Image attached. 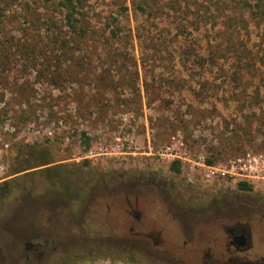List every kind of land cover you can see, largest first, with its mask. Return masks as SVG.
<instances>
[{"label": "rangeland", "instance_id": "374dc122", "mask_svg": "<svg viewBox=\"0 0 264 264\" xmlns=\"http://www.w3.org/2000/svg\"><path fill=\"white\" fill-rule=\"evenodd\" d=\"M62 1L0 0V264H199L264 198V0Z\"/></svg>", "mask_w": 264, "mask_h": 264}, {"label": "flooded vegetation", "instance_id": "af4514ba", "mask_svg": "<svg viewBox=\"0 0 264 264\" xmlns=\"http://www.w3.org/2000/svg\"><path fill=\"white\" fill-rule=\"evenodd\" d=\"M258 206L259 209L252 208L229 218L220 209L213 211L215 217L206 234L207 245L202 249L199 264H264V198ZM132 216L138 224L145 225L143 215L130 207L126 209V220L129 221ZM129 229L132 231L134 228L130 226ZM143 231L145 230H138L134 234L137 237H150L155 245H159L160 232L152 235L148 234L150 231H145L144 234ZM39 248L38 242L26 243V249L30 253L39 251ZM26 261H29V255Z\"/></svg>", "mask_w": 264, "mask_h": 264}, {"label": "trees", "instance_id": "16d2710c", "mask_svg": "<svg viewBox=\"0 0 264 264\" xmlns=\"http://www.w3.org/2000/svg\"><path fill=\"white\" fill-rule=\"evenodd\" d=\"M76 1L77 0H63L62 2H60V4L65 8V11H66L65 12L66 25L74 31H77V30L82 31V29H83V28H81L82 26L78 25L79 23H82V17H80L81 12L78 10V6L76 4ZM82 33H84V32L82 31ZM263 42H264V38H263L262 43ZM195 56L199 57L200 55L195 54ZM198 59H200V58H196V61ZM235 61L241 62V59L235 58L234 62ZM211 62H214V57L211 58ZM234 79H236V78H234ZM259 105H261V104L259 103ZM80 143L82 144L84 150H87L89 147V143H90V137L86 136L84 133H82V138H81ZM30 161H31V158L23 160L22 163H20V165L18 167H16V170L14 171V173L20 171L21 168L25 169L27 167V165H29ZM44 161H46V163L51 162L50 158H47ZM207 162L213 163V160L209 159V160H207ZM171 167L174 171L178 172L180 170V161L179 160H173L171 163ZM238 185L241 189L251 190V186L249 184H247V182L240 181L238 183ZM0 197H1V191H0Z\"/></svg>", "mask_w": 264, "mask_h": 264}]
</instances>
